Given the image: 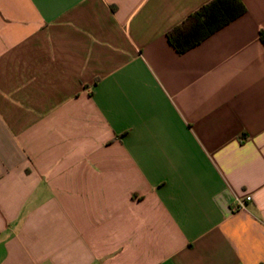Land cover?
<instances>
[{"label": "crops", "instance_id": "obj_1", "mask_svg": "<svg viewBox=\"0 0 264 264\" xmlns=\"http://www.w3.org/2000/svg\"><path fill=\"white\" fill-rule=\"evenodd\" d=\"M210 1L0 0V264H264V0L178 54Z\"/></svg>", "mask_w": 264, "mask_h": 264}, {"label": "trees", "instance_id": "obj_2", "mask_svg": "<svg viewBox=\"0 0 264 264\" xmlns=\"http://www.w3.org/2000/svg\"><path fill=\"white\" fill-rule=\"evenodd\" d=\"M244 13L239 0H211L174 27L167 35L168 42L182 54ZM260 40L264 45V36Z\"/></svg>", "mask_w": 264, "mask_h": 264}, {"label": "built area", "instance_id": "obj_3", "mask_svg": "<svg viewBox=\"0 0 264 264\" xmlns=\"http://www.w3.org/2000/svg\"><path fill=\"white\" fill-rule=\"evenodd\" d=\"M251 198L250 197H245L244 198V201H238V203H237V209H242V208H244V203L245 202H247V201H249Z\"/></svg>", "mask_w": 264, "mask_h": 264}]
</instances>
